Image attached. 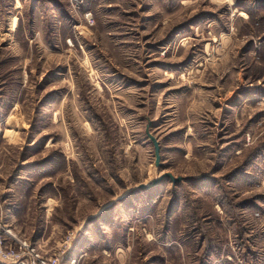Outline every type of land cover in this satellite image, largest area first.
<instances>
[{
    "label": "rangeland",
    "instance_id": "1",
    "mask_svg": "<svg viewBox=\"0 0 264 264\" xmlns=\"http://www.w3.org/2000/svg\"><path fill=\"white\" fill-rule=\"evenodd\" d=\"M0 224L60 264H264V0H0Z\"/></svg>",
    "mask_w": 264,
    "mask_h": 264
},
{
    "label": "built area",
    "instance_id": "2",
    "mask_svg": "<svg viewBox=\"0 0 264 264\" xmlns=\"http://www.w3.org/2000/svg\"><path fill=\"white\" fill-rule=\"evenodd\" d=\"M5 228L0 224V264H60V256L40 254Z\"/></svg>",
    "mask_w": 264,
    "mask_h": 264
},
{
    "label": "water",
    "instance_id": "3",
    "mask_svg": "<svg viewBox=\"0 0 264 264\" xmlns=\"http://www.w3.org/2000/svg\"><path fill=\"white\" fill-rule=\"evenodd\" d=\"M152 142H153V145H154V151H155V165L156 166H159V162H160V157H159V147H158V144L157 142L152 138L150 137ZM163 177H167V178H170L173 182H179L181 179L178 178V179H174L170 174H166L164 175ZM162 177V178H163ZM162 178H160L159 180H154L152 182V186L156 185ZM141 189H145L146 187L145 186H141L140 187Z\"/></svg>",
    "mask_w": 264,
    "mask_h": 264
}]
</instances>
